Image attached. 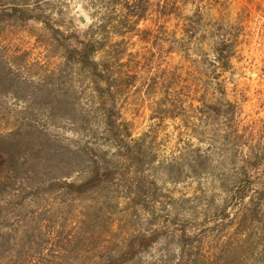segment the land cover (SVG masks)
Wrapping results in <instances>:
<instances>
[{
    "label": "rangeland",
    "instance_id": "374dc122",
    "mask_svg": "<svg viewBox=\"0 0 264 264\" xmlns=\"http://www.w3.org/2000/svg\"><path fill=\"white\" fill-rule=\"evenodd\" d=\"M1 1L31 10L37 5ZM92 1L41 0L38 10L53 23L62 21L68 33L92 26L94 39L120 41L111 26L98 30L99 16L90 15L102 12ZM194 9L185 6L183 15ZM198 9L190 22L149 16L138 25L148 31L143 37L148 40L124 37V66L117 69L122 77L137 78L133 86L121 87L117 109L132 138L142 142L144 164L137 176L107 138L87 74L62 64L41 24H0V149L14 153L9 170H0V183L10 181L0 193V207L16 201L9 185L21 194L58 180H81L90 154L104 155L121 173L103 193L81 199L40 195L20 211L38 217L50 233L66 234L74 219L88 222L77 231L94 232L100 237L96 247L104 248L82 256L79 264H96L131 237L153 232L161 233L158 241L129 264H175L182 231L198 237L197 264H264V163L249 170L254 203L248 197L241 204L234 195L240 154L227 136L226 120L207 110L209 104L226 107L209 74L213 43L225 37L232 42L226 99L236 104L239 133L253 151L264 152V0H204ZM135 178L140 185L132 191L141 186L145 194L137 204L127 198Z\"/></svg>",
    "mask_w": 264,
    "mask_h": 264
},
{
    "label": "trees",
    "instance_id": "16d2710c",
    "mask_svg": "<svg viewBox=\"0 0 264 264\" xmlns=\"http://www.w3.org/2000/svg\"><path fill=\"white\" fill-rule=\"evenodd\" d=\"M35 1L37 3L36 9L31 10L25 5L4 6L0 0V24L11 21L22 24L29 22L41 24L45 33L44 36L54 45V50L60 55L62 64L70 68L77 66L87 74L97 106L102 112L103 128L107 138L116 148V154L128 163V169L137 176L142 171L144 164L140 157L142 142L141 139L132 138L126 123L121 121L117 109V98L122 90L121 87L133 86L137 78L135 73L126 74L122 77L119 75V69H117L124 66L121 61L126 54L124 37L141 35L143 38L149 34L148 31L140 30L138 25L153 14L156 18L173 17L176 20L182 19L185 22H190L200 14L198 8L204 0H93L92 6L102 12L98 15V11H94L90 15L93 19L99 16V29H97L106 31L105 29L111 26V32L121 38L120 41L112 45L106 43L105 40L94 39L92 26L84 33L77 31L68 33L62 21L57 20L56 23H53L49 15L38 10L40 8L38 4L41 0ZM187 5L195 6L191 16L183 15V8ZM94 34H98V32ZM212 52L213 59L209 63V74L214 80L216 92L219 93L226 107L224 109L221 104H209L207 110L212 111L215 117H222L226 120L227 126L230 128L227 131V136L230 138L232 148L240 154L241 173L238 175L237 190L234 195L241 204L245 199L251 197L250 204H253L254 194L251 192L254 190V182L249 175V170L264 163V152L253 151L248 145L245 135L239 133L235 120L236 104L226 99V75L231 68L232 42L221 37L213 43ZM98 54H102L103 57L97 59ZM152 88H154L153 85L150 86V89ZM204 112L201 111V113ZM169 117L172 118L174 115H169ZM246 147L250 150L247 154L243 152ZM89 160L88 171L79 181L58 180L43 187L32 188L29 192H22L21 194H19L21 191L12 189L9 185L8 195L16 196V201L8 199L4 207H0L1 263L79 264L82 256L104 248L96 247L100 242V237L97 239L94 232L77 231L79 228H84L80 225L88 224L86 221L74 219L71 222L74 225H70V230L66 234H63L64 231L52 230L53 234V232L50 233L49 229L48 232L42 230L43 227L39 224L38 217L33 218L34 215L20 213L28 200L30 201L40 195L81 199L105 192L116 174L121 173L117 170V166L112 168L108 166L104 155L90 154ZM13 161L14 153L0 149V170L5 168L9 170L8 165H13ZM11 167L12 172H16V168ZM125 173H128L127 170ZM9 182L6 178V181L0 183V193L8 189L6 184ZM138 183L137 178L131 181L129 197H127L130 202L135 204L143 200L145 195L141 186L138 190L133 189L132 191V188ZM160 236L161 233L153 232L131 237L122 249L116 253H108L104 259H100L96 264H129L148 252ZM176 237L179 257L175 264H197L199 251L195 247V243L198 237L188 235L186 231L180 232V235ZM87 242L89 244L85 245ZM93 242L94 248L89 247ZM98 253L101 254V251Z\"/></svg>",
    "mask_w": 264,
    "mask_h": 264
},
{
    "label": "water",
    "instance_id": "95a60500",
    "mask_svg": "<svg viewBox=\"0 0 264 264\" xmlns=\"http://www.w3.org/2000/svg\"><path fill=\"white\" fill-rule=\"evenodd\" d=\"M79 21L84 24L86 21H85V18L84 17H79Z\"/></svg>",
    "mask_w": 264,
    "mask_h": 264
}]
</instances>
